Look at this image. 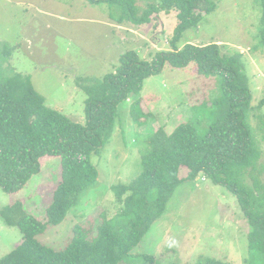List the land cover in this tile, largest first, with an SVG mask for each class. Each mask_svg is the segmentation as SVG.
I'll return each mask as SVG.
<instances>
[{
	"label": "rangeland",
	"instance_id": "obj_1",
	"mask_svg": "<svg viewBox=\"0 0 264 264\" xmlns=\"http://www.w3.org/2000/svg\"><path fill=\"white\" fill-rule=\"evenodd\" d=\"M160 1L136 0L139 15ZM213 1L217 3L214 12L172 46L178 25L175 11L156 12L148 24L133 26L112 20L107 4L0 0V74L29 75L50 108L85 124L87 95L79 82L97 81L114 72L124 53L136 51L141 59L152 61L158 53L183 50L187 45L218 44L224 53L244 55L254 107L249 123L264 151L260 2ZM219 96V77L200 74L195 62L181 69L167 65L162 73L148 78L142 92L122 104L110 139L90 156L99 173L97 182L84 191L60 225L48 227L38 240L60 251L72 241L76 226L96 233L104 215L118 212L114 189L142 173V157L151 149L152 136L160 130L173 133ZM41 164V172L21 191L6 193L0 187V212L22 202L29 214L46 222V209L61 181V158L46 156ZM187 176L188 170L182 168L180 177L185 181L122 264H209L208 260L259 264L250 252L248 225L238 199L202 175L196 180ZM22 240L21 230L6 224L0 214V259Z\"/></svg>",
	"mask_w": 264,
	"mask_h": 264
},
{
	"label": "trees",
	"instance_id": "obj_2",
	"mask_svg": "<svg viewBox=\"0 0 264 264\" xmlns=\"http://www.w3.org/2000/svg\"><path fill=\"white\" fill-rule=\"evenodd\" d=\"M85 1L107 4L112 20L133 26L148 24L156 12L175 11L178 25L172 46L217 6L213 0H161L140 16L136 0ZM259 2L264 47V0ZM174 50L158 53L152 61L128 51L114 72L97 81L79 82L87 95L85 124L50 108L29 75L0 74V187L6 193L24 189L41 172L46 156L60 157L62 165L46 222L29 214L22 202L1 209L4 222L18 227L23 240L0 264H122L185 181L180 177L182 168L188 170L186 179L202 175L238 199L248 225L250 252L264 264V151L249 123L254 107L244 55L224 53L218 44ZM194 62L200 74L219 77L220 96L173 133L160 130L152 136L151 149L142 157V173L114 189L118 212L104 215L96 233L76 226L72 241L60 251L41 243L38 236L60 225L84 191L97 182L99 173L90 156L112 136L122 104L139 95L146 80L167 65L181 69Z\"/></svg>",
	"mask_w": 264,
	"mask_h": 264
}]
</instances>
